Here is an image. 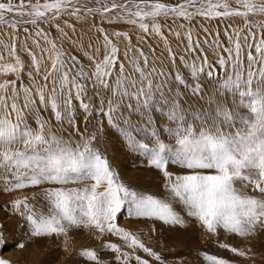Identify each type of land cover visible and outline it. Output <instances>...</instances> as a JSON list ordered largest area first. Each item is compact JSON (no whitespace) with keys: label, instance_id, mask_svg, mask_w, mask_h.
<instances>
[{"label":"snow or ice","instance_id":"6c2138e0","mask_svg":"<svg viewBox=\"0 0 264 264\" xmlns=\"http://www.w3.org/2000/svg\"><path fill=\"white\" fill-rule=\"evenodd\" d=\"M237 2L247 11L232 10L228 0H182L174 5L154 0H96V8L79 0H0V26L12 30L11 38L19 41L29 57L26 63L17 54L15 42L0 48V75L15 76L14 80L0 82V191L41 189L44 205L30 204L27 196L11 204L31 237H67L70 228H93L101 236L119 238L133 253L140 250L164 264L138 235L118 226L117 216L122 210L128 217L159 221L170 227L185 226L183 212L213 235L222 229L248 238L264 230V35L252 31L257 26L247 19L249 13L264 14V0ZM82 12L98 15L102 23L133 25L157 35H163L160 18L191 25L198 17L208 21L241 17L247 30H226V43L220 41L219 32L208 33L203 45L211 52L205 53L202 42L193 39L192 28L188 27L183 37L184 55L179 58L188 69L190 80H186L178 68L172 75L154 64L149 67L143 50L134 48L131 37L116 28L112 37L126 40L123 61L117 43L103 27L98 28L101 46L79 45L90 69L75 55L66 54L41 25L54 27L62 38L71 39L65 27L73 32L75 27L67 21L64 27L55 22L64 16L79 20ZM21 24L32 28H23V38L19 35ZM174 35L181 38L178 31ZM101 47L103 56L99 58ZM168 51L175 66L176 54L171 48ZM189 54L191 61L186 59ZM209 55L217 57L214 64L226 73L223 79L216 76ZM125 62L135 77L130 76ZM202 79L220 90L216 110L187 113L180 104L185 95L208 98ZM225 93L239 97L233 100V109L226 106ZM154 112L163 116L162 127H154ZM81 116L83 131L77 127ZM132 116H137L139 122L131 123ZM53 119L71 130L70 139L57 137L52 131ZM93 120L98 130L105 123L114 129L132 153L146 159L161 174L162 196L138 192L119 180L94 147V142L98 143L95 132L85 136ZM193 121L203 125L198 133ZM167 123L176 127L169 128ZM161 132L175 140L174 147L164 142ZM73 135L80 136L83 144L73 147ZM145 138L154 143L150 146ZM170 165L177 171H170ZM69 184L84 186L66 187ZM174 203L182 206L180 211ZM149 230L154 228L150 226ZM4 243L0 233V246ZM17 246L23 248L24 244ZM220 246L247 257L236 247ZM105 248L117 254V264H131L133 260L135 264H149V260L123 251L116 243H108ZM80 255L101 264L95 251L86 250ZM202 258L207 264H230L209 254H202ZM0 264L9 262L0 260Z\"/></svg>","mask_w":264,"mask_h":264},{"label":"rangeland","instance_id":"374dc122","mask_svg":"<svg viewBox=\"0 0 264 264\" xmlns=\"http://www.w3.org/2000/svg\"><path fill=\"white\" fill-rule=\"evenodd\" d=\"M14 2H17V0H14ZM32 2L35 3V0H32ZM40 2L43 3L44 0H40ZM105 2L110 3L111 0H105ZM123 2L124 0H117V3ZM154 2L174 5L181 3L182 0H154ZM228 2L232 10L247 11L237 0H228ZM253 2L259 3L260 0H253ZM79 3L87 4L88 7H99L96 0H79ZM17 19L19 18L17 17ZM23 19L27 20L28 17L25 16ZM247 19L252 25L257 26L253 27L252 31H259L264 35V14L256 12L249 13ZM64 21H67L68 24L75 27V32H73L71 28L65 27V31L71 39L62 38L61 33L57 32L54 27L50 28L47 24H42L41 27L51 32V36L56 39L58 47H62L66 54L75 55L78 59H81V63H85L86 67L89 69L91 67L90 64L82 59L84 49L79 47V45L85 47L89 44L101 46L103 40L98 31L100 27H103L110 38H113L114 43H117L121 53L120 59L123 61L122 53L125 50L126 40L123 38L116 40L112 37L114 28H116L117 30H122L131 37L134 48L143 50L148 56L149 67H152L154 64L158 70L163 69L172 75L175 74L174 68H178L186 80H190L188 69L183 67L179 58L184 55L186 41L183 37L188 27L192 28L193 39L195 40L198 38L202 42L205 53L211 52V49H209L207 45H203V41L208 33L214 34L219 32L220 41L226 43V30L228 32L247 30L245 28V20L241 17L211 21L198 17L192 21L191 25L179 19L173 24L171 19L165 22L163 18H160L159 22L162 25L163 35H157L151 32L145 33L137 26L133 25L120 24L118 26H113L102 23L98 15H85L83 12L79 20L75 17L64 16L55 23H60L61 26L64 27ZM24 27H28L30 31L32 30L30 24H21L19 29L21 38L25 35L23 32ZM170 27L172 29L171 32L169 31ZM205 29H207V32H205ZM177 31L181 33L180 39H177L174 35ZM11 35L12 30L10 28L0 26V48L15 42L17 54L27 63L29 57L23 51L19 41H13ZM208 38L211 39L210 36ZM28 44L30 47H33L31 39H29ZM43 46L47 47V45ZM169 48L176 54L177 59L175 66L171 63L168 51ZM253 54L255 55L254 49ZM197 55H200L199 52ZM102 56L103 48L101 47L99 58H102ZM186 59L191 61V54H189ZM216 59V56L209 55V62L213 63L216 76L223 79L226 73L214 64ZM245 63H247L246 59ZM48 67H50V62H48ZM125 67L130 76L135 77V73L132 72L127 62H125ZM14 79V75H0V82ZM24 81L25 83L28 82L26 77H24ZM41 83H43V81H41ZM201 83L207 92L208 98L200 99L199 97L185 95L180 101L181 107L185 112H215L217 102L221 98L220 90L216 88L215 85H211L206 79H202ZM17 84L19 85V81H17ZM89 90L90 92L93 91L91 88ZM181 91L186 92L187 90L181 89ZM225 97L227 101L226 106L229 109H233V100L238 101L239 97H231L227 93H225ZM73 103L75 104L76 101H73ZM48 115L51 116V113ZM153 115L155 117L154 127H162L165 123L163 116L157 112H154ZM89 119L92 120L93 118L90 117ZM130 122L137 123L139 122V118L137 116H132ZM29 123L31 124L32 121L29 120ZM77 127H79L81 131L84 130L82 116L77 119ZM167 127L174 128L176 125L174 123H167ZM193 127L198 133L203 125L197 121H193ZM66 128V125L60 126L56 124L54 119L52 120V131L58 138L64 140L70 139L69 131L71 130H66ZM93 132H95L98 138V143L94 142V147L101 152L103 157L108 161L110 167L118 174V178L122 183L131 189L145 194H152L158 197L164 194L161 174L150 167L146 159L132 153L114 129L110 130L105 123L103 129L98 130L93 120L92 124L88 126V131L85 133V136ZM161 138L169 146H175V140L168 139L163 132H161ZM71 142L73 147H75L77 143L83 144V140L78 135H73L71 137ZM144 142L150 146L154 143L151 139L147 138L144 139ZM169 170L173 172L177 171V169L171 165ZM83 186L84 185L80 184H69L66 187L74 188ZM249 194L254 195L255 193L249 191ZM24 196H27L28 202L35 206L39 207L45 203L42 199L41 189L39 188L25 189L16 193L0 191V225H2V227H0V233H2L5 238V243L3 246H0V260L7 261L9 264H95V262L81 258L80 255L83 251L92 250L97 253L101 264H117L115 260L117 254L105 248L108 243H116L123 251L133 255H139L142 259L149 260V264H160L159 261H155L152 257L147 256V254L140 250H136L133 253V250L127 248L119 238L112 235L101 236L98 231L93 228H70L67 237H31L23 226L24 221L22 218L11 210V204L16 199L23 198ZM173 207L177 211H180L182 206L178 203H174ZM181 215L185 219L184 227H170L159 221L128 217L124 210L118 214L116 222L118 226L138 235L146 246L162 257L164 264H207L202 258V254L224 258L228 260L230 264H264V230H258L254 235L248 238H240L234 234L226 233L222 229L218 230V233L213 235L209 234L206 229L198 222L194 221L193 218L187 217L183 212H181ZM150 226L154 228V231L149 230ZM20 243L24 244L23 248L17 246ZM221 244H227L229 247H236L239 250L245 251L247 257L237 256L230 252L228 248H222L220 246ZM131 264H135V261L133 260Z\"/></svg>","mask_w":264,"mask_h":264}]
</instances>
